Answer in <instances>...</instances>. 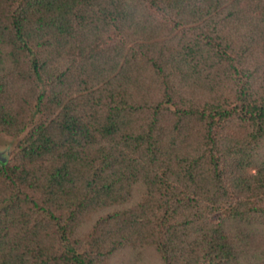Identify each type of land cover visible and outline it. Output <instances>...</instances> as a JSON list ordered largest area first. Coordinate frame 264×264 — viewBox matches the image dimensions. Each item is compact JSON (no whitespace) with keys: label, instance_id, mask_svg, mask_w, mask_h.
<instances>
[{"label":"trees","instance_id":"16d2710c","mask_svg":"<svg viewBox=\"0 0 264 264\" xmlns=\"http://www.w3.org/2000/svg\"><path fill=\"white\" fill-rule=\"evenodd\" d=\"M0 264H264V0H0Z\"/></svg>","mask_w":264,"mask_h":264},{"label":"rangeland","instance_id":"374dc122","mask_svg":"<svg viewBox=\"0 0 264 264\" xmlns=\"http://www.w3.org/2000/svg\"><path fill=\"white\" fill-rule=\"evenodd\" d=\"M20 138L21 136H14L0 131V158L5 159V161L9 160ZM142 254L141 262L136 264H160L152 249H144ZM131 256L132 252L128 249L118 250L111 256L109 264H133Z\"/></svg>","mask_w":264,"mask_h":264},{"label":"water","instance_id":"95a60500","mask_svg":"<svg viewBox=\"0 0 264 264\" xmlns=\"http://www.w3.org/2000/svg\"><path fill=\"white\" fill-rule=\"evenodd\" d=\"M0 160L3 161V162H5V159H3V158H0Z\"/></svg>","mask_w":264,"mask_h":264}]
</instances>
